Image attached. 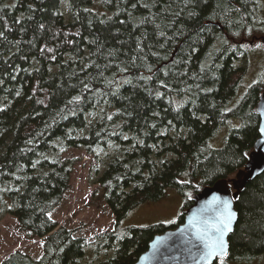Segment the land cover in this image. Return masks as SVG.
<instances>
[{"label": "trees", "instance_id": "1", "mask_svg": "<svg viewBox=\"0 0 264 264\" xmlns=\"http://www.w3.org/2000/svg\"><path fill=\"white\" fill-rule=\"evenodd\" d=\"M263 27L261 0H0V215L43 238L38 259L14 251L1 264H132L203 186L241 170L264 78L230 105L243 43ZM231 119L239 125L211 149ZM69 148L113 150L96 183L114 223L88 262L86 239L50 217L69 187ZM170 187L184 200L176 222L120 226ZM235 209L224 259L251 263L264 253V172Z\"/></svg>", "mask_w": 264, "mask_h": 264}, {"label": "rangeland", "instance_id": "2", "mask_svg": "<svg viewBox=\"0 0 264 264\" xmlns=\"http://www.w3.org/2000/svg\"><path fill=\"white\" fill-rule=\"evenodd\" d=\"M261 3L264 14V0H261ZM255 36H257L256 39L253 38L248 41L249 38L243 43L246 49L250 48L246 57L247 69L236 95L231 101L230 108L243 97L252 84L264 78V32L257 33ZM242 63L239 62V64ZM238 125V120L231 119L229 124L220 127L209 141V147L211 149L221 148L230 127ZM112 154L113 150L111 148L105 151L96 150L93 155L87 154L82 149L69 148L61 154L62 158L73 160L74 165L70 174L68 190L60 204L51 211L50 217L59 226L72 229L76 236L86 239L88 244L87 254L83 262L95 259V256L91 254L94 237L99 233L111 230L113 227V215L103 200L101 189L96 183L99 174ZM232 177L238 179V181L240 180L236 174ZM183 204L184 200L177 189L170 187L161 199L146 202L133 208L122 219L120 226L172 224L177 221ZM42 246L43 238L30 236L20 227L17 219L12 214L6 211L1 213L0 264L14 251H20L29 255L32 259H38L42 254ZM102 258L103 254L100 253L97 259ZM216 263L220 264V259H217ZM223 264H264V253L251 263H236L223 258Z\"/></svg>", "mask_w": 264, "mask_h": 264}, {"label": "water", "instance_id": "3", "mask_svg": "<svg viewBox=\"0 0 264 264\" xmlns=\"http://www.w3.org/2000/svg\"><path fill=\"white\" fill-rule=\"evenodd\" d=\"M256 113L259 117L258 138L244 167L236 173L240 180L230 177L203 186L194 194L192 204L185 210L183 222L175 228L154 235L147 249L132 264H206L202 259H197V252L193 246L198 241L200 231L208 225L217 223L221 215L230 217V229L223 237L227 255L228 238L234 230L238 216L235 199L247 181L264 172V148L260 147L264 143V89L257 101ZM225 203L229 205L227 209L224 207ZM216 259L214 258L211 264H214Z\"/></svg>", "mask_w": 264, "mask_h": 264}, {"label": "snow or ice", "instance_id": "4", "mask_svg": "<svg viewBox=\"0 0 264 264\" xmlns=\"http://www.w3.org/2000/svg\"><path fill=\"white\" fill-rule=\"evenodd\" d=\"M260 147L264 148V143ZM224 207L227 209L229 205L225 203ZM229 220V216L221 215L217 223L208 225L200 231L198 241L193 246L196 249L198 260L202 259L206 264H211L214 258L226 256L223 237L230 229ZM220 264H223V259H220Z\"/></svg>", "mask_w": 264, "mask_h": 264}, {"label": "flooded vegetation", "instance_id": "5", "mask_svg": "<svg viewBox=\"0 0 264 264\" xmlns=\"http://www.w3.org/2000/svg\"><path fill=\"white\" fill-rule=\"evenodd\" d=\"M256 37H257V36L252 37L251 40H252L253 38L256 39ZM216 261H217V259L215 260V262H216ZM215 262H214V263H215Z\"/></svg>", "mask_w": 264, "mask_h": 264}]
</instances>
